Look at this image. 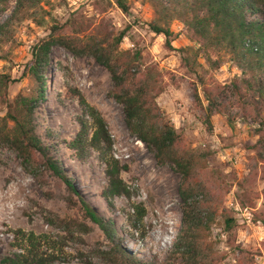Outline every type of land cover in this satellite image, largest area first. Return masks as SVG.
I'll list each match as a JSON object with an SVG mask.
<instances>
[{"label": "rangeland", "instance_id": "374dc122", "mask_svg": "<svg viewBox=\"0 0 264 264\" xmlns=\"http://www.w3.org/2000/svg\"><path fill=\"white\" fill-rule=\"evenodd\" d=\"M124 2L127 13L113 0H28L17 12L15 0H0V74L11 79L6 97L12 100L16 94L32 92L33 80L24 65L32 45L47 35L51 25L74 19L80 36L102 44L124 30L118 48L138 51L143 64L154 65L157 85L163 87L155 98L158 108L186 146L207 155L198 178L210 192L212 209L205 212L213 218L207 241L214 264H264V147L259 155L254 150L255 132L264 125V107L253 106L244 89L238 94L221 89L241 77L224 44L197 40L175 13L155 12L150 0ZM255 18L264 26V12ZM148 22L168 28L174 36L171 49L165 48L162 35L148 29ZM43 78L44 99L32 114L35 133L57 156L84 200L110 221L114 238L108 240L77 206H67L64 191L53 178L44 176L45 183L39 184L21 169L14 153L0 147V257L17 252L21 236L30 231L51 240L53 260L48 264H129L132 258L178 264L170 251L180 225L179 176L169 165H158L152 152L127 132L121 105L107 95L110 81L104 68L90 56H73L52 46ZM204 88L219 108L209 117ZM80 98L106 122L111 145L105 159L122 168L119 177L128 195L110 198V205L101 197L107 183L104 159L87 144L92 123ZM4 113L0 104V117ZM80 121L86 139L77 155L67 142ZM223 149H235L238 167L221 159ZM135 206L143 208L137 221ZM228 217L233 218L229 227L224 223ZM253 217L259 220L253 222ZM59 219L86 227L66 228ZM114 244L124 249L121 255Z\"/></svg>", "mask_w": 264, "mask_h": 264}, {"label": "trees", "instance_id": "16d2710c", "mask_svg": "<svg viewBox=\"0 0 264 264\" xmlns=\"http://www.w3.org/2000/svg\"><path fill=\"white\" fill-rule=\"evenodd\" d=\"M28 0H15L13 11H20ZM117 8L127 13L124 0H113ZM155 12L172 11L176 19L181 20L187 30L199 41L209 45L224 44L232 55V61L240 70L241 77L233 79L221 89H230L238 94L241 89L250 92L253 106L264 107V26L255 17L264 12L263 0H150ZM148 29L162 35L164 46L170 48L174 39L168 28L148 22ZM82 30L76 28L74 19H66L60 24L49 27L47 35L32 45L30 58L24 68L33 80L34 88L27 95L16 94L12 100L6 97V87L11 81L9 76L0 74V104L5 113L0 117V147L16 156L21 169L33 177L39 184H44V176H49L64 191L63 199L67 206H77L82 216L94 224L102 234L113 240L114 233L110 221L104 219L84 200L71 179L62 170L57 156L44 145L35 133L33 111L44 99V70L52 46H58L73 56L87 55L101 65L108 74L110 88L107 95L121 105L123 121L127 132L142 142L153 154L158 165L167 164L178 174L180 225L174 237L170 257L178 264H214L212 245L207 238L212 217L205 210H211L210 192L205 188L199 173L205 169L206 153L195 151L186 146L176 129L169 123L164 113L158 108L155 98L163 91L157 85L158 72L154 65L143 64L138 51L119 49L118 44L124 36L120 30L107 43L94 38L80 36ZM217 91L219 89L217 88ZM206 117L219 110L210 90L204 88ZM196 98V92L193 91ZM87 107L86 114L91 119L92 131L86 139L85 126L78 122V130L67 142V148L80 155L85 140L97 150L104 159L106 187L101 197L107 205L114 196L128 195L125 184L119 177L122 170L114 160L105 159L111 145L107 125L102 116L93 107ZM9 124V126H8ZM254 150L256 155L264 147V125L255 132ZM259 159H262L259 157ZM240 188L241 184L238 182ZM240 206H243L240 203ZM143 208L134 207V220L142 216ZM253 217L252 221H258ZM66 228L70 225L86 227L72 219H59ZM233 222L225 218L224 223ZM264 230V221L261 220ZM84 231V228L81 229ZM18 244V251L12 255L0 257V264H48L53 260L51 240L43 233L27 232ZM116 253L124 249L114 244ZM129 264H149L135 258Z\"/></svg>", "mask_w": 264, "mask_h": 264}, {"label": "built area", "instance_id": "2783aa9c", "mask_svg": "<svg viewBox=\"0 0 264 264\" xmlns=\"http://www.w3.org/2000/svg\"><path fill=\"white\" fill-rule=\"evenodd\" d=\"M251 126L258 127V124H251ZM220 156L222 160L229 162L230 165L233 166L234 168L239 166L240 158H239V154L235 151V149L233 150L223 149ZM241 171H243V169Z\"/></svg>", "mask_w": 264, "mask_h": 264}]
</instances>
